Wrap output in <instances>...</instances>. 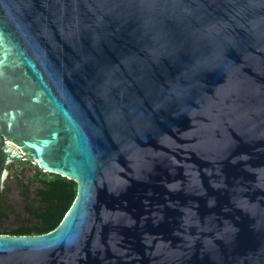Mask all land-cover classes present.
I'll use <instances>...</instances> for the list:
<instances>
[{"label":"water","instance_id":"95a60500","mask_svg":"<svg viewBox=\"0 0 264 264\" xmlns=\"http://www.w3.org/2000/svg\"><path fill=\"white\" fill-rule=\"evenodd\" d=\"M24 158L76 193L0 264H264V0H0Z\"/></svg>","mask_w":264,"mask_h":264},{"label":"trees","instance_id":"16d2710c","mask_svg":"<svg viewBox=\"0 0 264 264\" xmlns=\"http://www.w3.org/2000/svg\"><path fill=\"white\" fill-rule=\"evenodd\" d=\"M18 165L32 170L29 182L40 183L41 187L37 191L39 199L35 206L27 204V214L2 234L35 235L49 232L57 226L71 205L76 193V183L64 176L42 171L29 159L18 162Z\"/></svg>","mask_w":264,"mask_h":264},{"label":"flooded vegetation","instance_id":"af4514ba","mask_svg":"<svg viewBox=\"0 0 264 264\" xmlns=\"http://www.w3.org/2000/svg\"><path fill=\"white\" fill-rule=\"evenodd\" d=\"M11 144V142H10ZM13 145V144H12ZM17 146V145H14ZM27 159L13 160L5 166L7 170L11 167L12 172H7L5 175L3 187L0 191V233L10 230L5 227L6 219L12 222H17L19 218L27 214V204L36 205L39 199L37 195L38 189L41 187L38 181L29 182L32 170L27 167H21L18 162H25ZM42 170V169H41ZM43 171V170H42ZM48 172V171H44ZM52 173V172H48ZM55 174V173H52ZM16 188L14 195H11L12 188ZM35 199V200H34ZM16 204V206H14ZM15 208V209H14ZM17 211V213H15Z\"/></svg>","mask_w":264,"mask_h":264},{"label":"rangeland","instance_id":"374dc122","mask_svg":"<svg viewBox=\"0 0 264 264\" xmlns=\"http://www.w3.org/2000/svg\"><path fill=\"white\" fill-rule=\"evenodd\" d=\"M7 144L9 145V146H11L13 149H12V151H14L15 152V150H18L17 149V146H14V145H12V144H10V142H7ZM33 164H35L36 165V163L35 162H32ZM37 166V165H36ZM8 186H10L11 188H12V190L13 191H11V195H14L15 193V191H16V188L15 187H12V185H10V183H8ZM14 206H16V204L14 205ZM15 209V208H14ZM15 213H17V211L15 212ZM5 227L8 229H10V228H12V227H14L16 224H15V222H12V221H10L9 219H6V221H5Z\"/></svg>","mask_w":264,"mask_h":264},{"label":"built area","instance_id":"2783aa9c","mask_svg":"<svg viewBox=\"0 0 264 264\" xmlns=\"http://www.w3.org/2000/svg\"><path fill=\"white\" fill-rule=\"evenodd\" d=\"M17 149H18V147H17Z\"/></svg>","mask_w":264,"mask_h":264}]
</instances>
